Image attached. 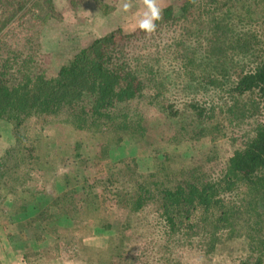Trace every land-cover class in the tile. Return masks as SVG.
<instances>
[{"label":"trees","instance_id":"obj_1","mask_svg":"<svg viewBox=\"0 0 264 264\" xmlns=\"http://www.w3.org/2000/svg\"><path fill=\"white\" fill-rule=\"evenodd\" d=\"M162 9L151 37L138 27L107 31L48 76L37 60L42 26L59 16L53 0H0V119L14 134L0 154V207L20 196L6 177L36 158L32 141L43 125L102 122L151 83L167 116L186 117L184 135L228 139L227 156L211 145L190 166L162 171H141L132 156L84 182L98 208L86 201V214L72 220L69 203L55 198L24 229L69 246L65 225L85 224L93 210L103 215L92 219L91 233L108 232V253L124 264H264V0H182ZM30 126L33 138L22 141ZM127 212L141 214L149 249L126 248L130 224L111 220Z\"/></svg>","mask_w":264,"mask_h":264},{"label":"rangeland","instance_id":"obj_2","mask_svg":"<svg viewBox=\"0 0 264 264\" xmlns=\"http://www.w3.org/2000/svg\"><path fill=\"white\" fill-rule=\"evenodd\" d=\"M131 2V12L124 13L121 11L122 0H53L59 16L48 19L42 26L37 69L48 76L54 75L61 64L92 38L110 30L133 31L137 28L143 5L141 0ZM180 2L182 0H159L161 7ZM156 90L157 87L146 83L136 97L118 102L110 110L109 119L102 122L90 125L61 122L42 126L37 141H32L36 158L33 161L25 158L17 173L6 177L20 196L6 198L4 207H0V264H124L125 258L120 259L115 253L109 255L108 232L91 233L92 219H99L103 212L92 210L85 224L77 225L72 221L86 214L84 202L99 207L97 199L84 189L86 179L104 174L132 156L141 171H162L164 166L184 169L211 145L221 156H227L232 147L228 139L201 136L192 141L184 135L182 124L186 123V117L167 116L153 96ZM227 127L228 131H233L231 126ZM238 127L239 130L243 128ZM12 128L10 122L0 119V154H5L14 143ZM34 130L30 126L22 141L32 139L29 136ZM30 168L31 179L27 176ZM55 198L60 203H69L71 209L72 220L65 225L63 233L64 239H71L69 246L61 244L62 240L46 230H40V237H31L24 229L26 219ZM104 209L101 210L107 213L108 208ZM140 217L139 213L127 212L111 220L130 224L126 248L131 252L152 246L151 238L139 225ZM61 219L58 217L56 221L59 223ZM53 223L51 220L47 226L52 228ZM68 234L73 237L68 239ZM115 234L113 244L119 242L120 234L118 231ZM79 242L89 249L77 248ZM126 252L123 250L122 254L126 255Z\"/></svg>","mask_w":264,"mask_h":264},{"label":"clouds","instance_id":"obj_3","mask_svg":"<svg viewBox=\"0 0 264 264\" xmlns=\"http://www.w3.org/2000/svg\"><path fill=\"white\" fill-rule=\"evenodd\" d=\"M143 5L142 14L137 18V27L148 37H151L157 30V21L163 19V9L159 0H141ZM133 4L131 0H122L121 11L131 12Z\"/></svg>","mask_w":264,"mask_h":264}]
</instances>
